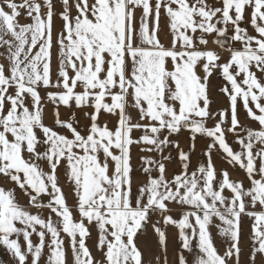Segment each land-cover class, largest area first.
<instances>
[{
	"label": "snow or ice",
	"instance_id": "obj_1",
	"mask_svg": "<svg viewBox=\"0 0 264 264\" xmlns=\"http://www.w3.org/2000/svg\"><path fill=\"white\" fill-rule=\"evenodd\" d=\"M0 252L264 264V0H0Z\"/></svg>",
	"mask_w": 264,
	"mask_h": 264
},
{
	"label": "crops",
	"instance_id": "obj_2",
	"mask_svg": "<svg viewBox=\"0 0 264 264\" xmlns=\"http://www.w3.org/2000/svg\"><path fill=\"white\" fill-rule=\"evenodd\" d=\"M182 146H185L186 147V144H182ZM203 147V145H199L197 146V153H196V159H200V149ZM217 167L220 168L221 165L219 164V162L217 163ZM233 178L235 179H239L240 176L236 175L235 173H233ZM69 203H71V198H69ZM215 229H213L214 231ZM216 231V230H215ZM247 232H248V228H247V224H245V235H247ZM214 234V233H213ZM214 239H215V242L217 244V246L219 247L221 244V237H219L218 235L214 234ZM222 247V246H221ZM223 251V249H222Z\"/></svg>",
	"mask_w": 264,
	"mask_h": 264
},
{
	"label": "rangeland",
	"instance_id": "obj_3",
	"mask_svg": "<svg viewBox=\"0 0 264 264\" xmlns=\"http://www.w3.org/2000/svg\"><path fill=\"white\" fill-rule=\"evenodd\" d=\"M182 144H183V142H182ZM134 164L136 163V160H135V154H134ZM233 179H235V178H233ZM213 233L214 234H216V231L214 230L213 231ZM217 235V234H216ZM221 240H222V238H221ZM222 245H220L219 246V248H220V250L222 251V249H223V247H221ZM176 247V242H175V240L173 239L171 242H170V252H171V250L172 249H174ZM187 255V254H186ZM173 258H174V256H173ZM7 259V257L2 253V252H0V261H3V260H6ZM188 259L191 261L192 260V257L191 256H188Z\"/></svg>",
	"mask_w": 264,
	"mask_h": 264
}]
</instances>
